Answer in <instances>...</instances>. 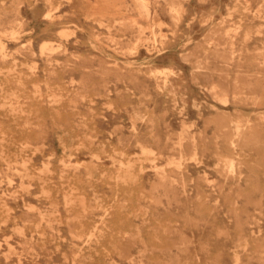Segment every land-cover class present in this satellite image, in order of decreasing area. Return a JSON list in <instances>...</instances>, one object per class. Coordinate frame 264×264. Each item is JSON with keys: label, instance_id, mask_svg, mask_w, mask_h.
<instances>
[{"label": "rangeland", "instance_id": "374dc122", "mask_svg": "<svg viewBox=\"0 0 264 264\" xmlns=\"http://www.w3.org/2000/svg\"><path fill=\"white\" fill-rule=\"evenodd\" d=\"M0 264H264V0H0Z\"/></svg>", "mask_w": 264, "mask_h": 264}, {"label": "bare ground", "instance_id": "6f19581e", "mask_svg": "<svg viewBox=\"0 0 264 264\" xmlns=\"http://www.w3.org/2000/svg\"><path fill=\"white\" fill-rule=\"evenodd\" d=\"M57 106V105H56ZM238 126V125H237ZM239 129V128H238ZM104 175V174H103ZM126 181H127V179H126ZM60 222V221H59ZM244 227V226H243ZM146 241V240H145Z\"/></svg>", "mask_w": 264, "mask_h": 264}]
</instances>
